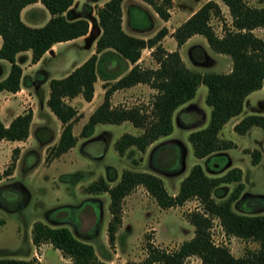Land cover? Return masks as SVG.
Listing matches in <instances>:
<instances>
[{"label":"trees","instance_id":"trees-1","mask_svg":"<svg viewBox=\"0 0 264 264\" xmlns=\"http://www.w3.org/2000/svg\"><path fill=\"white\" fill-rule=\"evenodd\" d=\"M37 0H0V59L9 63L7 75L0 80V91L15 92L19 88L21 68L15 62V54L30 50L31 62L37 61L50 47L62 41L84 35L88 22L84 18L68 20L63 12L73 0H38L49 13V18L38 27L25 25L20 17V10ZM122 0H107L96 7L95 15L100 34L95 41V51L81 64L61 78H52L48 82L46 106L61 125L57 142L49 148L50 156L57 157L71 148L76 141L72 134V123L78 116L76 109L66 103V99L80 95L84 101H90L93 83L98 74V65L104 55H114L124 62H117V69H111L113 79L122 74L127 63L132 66L111 84L104 83L101 102L89 114L83 124L81 135L89 136L96 124H117L128 121L133 127L140 128V134L123 133L114 142V149L122 155L128 147L144 152L146 147L159 137L172 131L171 117L174 110L190 100L199 84L206 87L205 104L210 108L209 119L203 128L188 133L187 140L195 158H219L226 161L222 151L234 147L230 140L217 136L222 126L242 110L245 97L262 86L264 79V41L255 36L252 30L264 25V5L249 6L246 0H207L171 33L176 46H181L192 35L205 39L208 48L218 54L227 55L231 62L228 72H195L182 62L177 50L166 51L160 40L166 34L161 27L154 35L146 39L134 37L121 29L120 3ZM145 2L162 20L169 17L171 0H141ZM218 1L224 4L231 18V28H224L218 36L209 24L211 16H219ZM87 6L84 5L86 11ZM151 48L150 55L156 67L143 68L136 63L140 52ZM191 57L201 56L202 49L193 48ZM201 54V55H200ZM110 72V71H109ZM102 76V75H100ZM143 83L155 90L149 109L142 107H112L109 101L114 90ZM31 110L26 109L14 116L5 126L0 121V140L23 141L28 135ZM258 127L264 131V114H247L240 118L232 129L237 134H244L249 128ZM160 147V146H159ZM17 150L13 148L14 152ZM249 153L250 163L256 164L260 159L257 149ZM157 152H155L156 154ZM153 154V152H152ZM152 161L155 169H161ZM226 158V159H225ZM12 156L9 165L0 173L9 176L13 167ZM218 169L221 165L217 164ZM241 169L228 167L218 176H207L203 168L193 164L187 174L180 180L175 194H168L162 180L149 172L123 169L119 178L111 186L99 177L85 187L89 193L106 192L109 197L107 210L110 218L106 225V236L113 244L114 234L121 222V202L123 197L136 186H142L162 208L181 205L186 200L196 199L198 208L186 214V221L192 226V236L182 241L172 251L145 242V256L138 262L125 264H184V259L194 256L199 264H264V213L257 215L239 214L231 209V203L238 199L243 188ZM234 183L223 201L216 202L213 196H221L222 184ZM217 219L225 236H233L253 241L257 248L247 249L240 256H233L222 244H215L209 229L212 219ZM30 242L35 247L49 243L59 250L62 257L70 259L71 264H108L97 260L93 247L77 239L65 226H48L40 221L32 223ZM0 264H34L33 259L0 258Z\"/></svg>","mask_w":264,"mask_h":264},{"label":"rangeland","instance_id":"rangeland-1","mask_svg":"<svg viewBox=\"0 0 264 264\" xmlns=\"http://www.w3.org/2000/svg\"><path fill=\"white\" fill-rule=\"evenodd\" d=\"M205 1L207 0H172L171 7L174 9L180 7L189 13ZM90 2L91 0H75L73 9L82 12L83 3ZM246 2L252 7L264 5V0ZM218 5L220 15L211 16L209 24L213 31L221 36L224 28H231V18L226 6L220 1ZM171 7L169 10H172ZM158 23V19L150 20L149 28L152 25L157 28ZM154 28L148 33L155 30ZM252 33L264 41V25L254 28ZM165 46L176 49L174 40L167 41ZM80 48L76 44H60L55 56L43 60L42 64L32 71H27L32 79L43 85L45 79L41 68L50 66L62 71L64 67L70 65L69 57L66 59L64 56L71 51L77 52ZM193 48L202 49V55L193 59L190 54ZM177 51L184 65L195 72L225 73L231 67L229 57L212 52L200 35H195L184 42ZM140 55L141 67H156L150 52L147 54L146 49H143ZM17 62L26 68L23 56L18 57ZM6 66L7 62L0 59L1 72ZM52 74L55 76L60 73ZM103 84L95 87L92 94L94 99L90 104L75 100L72 102L78 114L71 129L76 141L66 152L57 157L50 156L48 152L57 142L61 130V125L52 114L44 116V125L35 126L30 123L27 137L23 141H18L19 146L13 147L17 150L12 152L13 148L10 149V155L5 153L8 149L5 145L8 144H0L1 172L9 165L12 156L14 158L11 174L2 177L3 180L0 182V258L33 259L34 264H70V259L62 257L59 250L54 249L49 243H41L38 247L31 244L30 228L35 221L51 227L65 226L77 239L93 247L98 261L108 264L141 261L145 256L144 245L147 240L154 246L172 251L182 241L189 239L193 234V228L185 217L189 211L198 208L197 200H186L181 205L162 209L144 188L138 185L123 197L121 222L115 231L113 244L108 243L106 236V225L110 218L107 210L108 194L89 193L85 191V187L99 177L111 186L116 183L123 169L152 173L162 180L168 194H175L180 180L195 163H198L210 177L222 174L228 167H238L242 172L243 188L238 199L231 203V209L239 214L264 213V131L258 127H251L248 132L240 135L232 129L234 122L247 114H264V79L261 88L248 94L240 114L231 117L218 133L220 139L234 143V147L222 151L226 155V161L219 158H212L211 161L207 157L195 158L187 140L189 132L203 128L209 119L210 108L204 102L206 87L202 84L197 86L190 100L178 106L172 113L171 133L159 137L148 145L144 152L134 147H128L122 155L115 151L114 142L121 134L141 133L140 128L133 127L128 121L96 124L89 136H82V126L93 111L90 110L98 100L96 93L103 88ZM154 94L155 90L149 87L141 92L134 90L128 96L115 95V105L110 101L111 95L109 101L112 107L137 106L148 110ZM27 104L37 108L38 99L35 102L29 100ZM81 108L83 111L78 112ZM252 149L260 152V159L256 164H251L249 153H245ZM152 152L153 154L157 152L156 163L164 170L158 171L159 168L153 167ZM217 164L221 165L220 169ZM221 186L222 195H212L216 202L226 198L234 183ZM83 217H87L85 223L82 222ZM209 233L215 244L225 245L233 256H240L247 249L257 248L253 241L225 236L215 218L212 219ZM184 264H199V260L189 256L184 259Z\"/></svg>","mask_w":264,"mask_h":264},{"label":"crops","instance_id":"crops-1","mask_svg":"<svg viewBox=\"0 0 264 264\" xmlns=\"http://www.w3.org/2000/svg\"><path fill=\"white\" fill-rule=\"evenodd\" d=\"M75 0L72 1L71 5L62 13L63 16L68 19V20H75L78 18H84L88 22V30L87 32L79 36L77 38L67 40V41H62V42H57L53 44L49 50L45 51L41 57L35 61L31 62V53L30 50H24L20 51L15 54V62L20 66L21 68V75L19 79V88L15 92H9L2 90L0 91V121L6 126L9 121L16 115L21 114L24 112L27 108L31 110V120L30 123L34 124L35 126H41L44 125V116L47 115L49 116L52 114L48 107L46 106V99L48 96V82L52 78H61L67 75L70 71H72L76 66L81 64L87 57H89L92 53L95 51V41L97 37L100 34V28L97 24V17L95 15V9L98 6H101L105 1L107 0H91L90 4L83 3L84 5L87 6L86 11L79 12L76 9H73V3ZM82 1H88V0H82ZM172 1V0H171ZM172 4V3H171ZM83 5V9H84ZM123 6L124 9H123ZM172 10L168 9L169 17L167 20H162L160 19L155 12L150 8L149 5H147L145 2L141 0H122L120 3V11H121V29L134 37H139L142 39H146L148 37H151L154 35V33L160 29L161 27H164L166 29V34L163 36V38L160 40V44L163 47L164 50L166 51H172L173 49L167 48L166 42H170L171 40H174V38L171 36V33L173 30L181 24L186 18H188L195 10L191 12H185L183 8H176L174 9L173 6L171 7ZM19 17L21 21L30 27H38L41 26L42 24L45 23V21L49 18V13L47 10L43 7V5L37 0L33 3L25 5L19 12ZM156 19L159 20V23L157 24V28H154L153 25L151 28H154L152 32L148 33L151 28H149V23L150 20L155 21ZM193 36H190L187 38V40H190ZM185 40V42L187 41ZM60 44H76L78 47H81L79 51L74 52H68L67 56H64L66 59L69 57L70 65L67 67H64L62 71L55 69L54 67H48L44 66V68H41L40 70L44 73V79L45 82L44 84H40V82L34 80L31 78L29 72L27 70H33L37 67H39L40 64H42L43 60H48L51 57L55 56L58 53L59 46ZM83 44V45H82ZM174 44L177 50L179 47L176 46L175 40ZM0 45H1V37H0ZM146 49L147 54L151 51V48H144ZM143 50V49H142ZM78 52H80L78 54ZM23 56L25 58V64L26 68L19 64L17 62L18 57ZM142 56L140 55L139 58L137 59L136 63L140 65ZM4 60V59H1ZM6 61V60H4ZM7 62V61H6ZM117 62L121 63V66L123 67L124 62L116 58L114 55H104L103 61L99 63L98 65V75L95 82L93 83V93L95 92V87L102 83H107L111 84L114 82L120 75L125 73L131 66L132 64L127 63V68L117 76L116 78L113 79H106V77H109L111 75V69L114 68L115 72L120 71L117 69ZM9 70V63L7 62V66L1 72V67H0V80L3 79ZM60 71V72H59ZM110 71V72H109ZM54 72H58L60 74L55 75L52 74ZM102 75V76H100ZM111 82V83H108ZM148 85H145L143 83H137L134 84L130 87L126 88H121L114 90L111 93V99L110 101L113 102V105H115L114 102V97L115 95H123V96H128L131 92L134 90L141 92L143 91L144 88L149 89L147 87ZM104 89L101 88L99 91L96 93L98 100L95 102L91 108L90 111H92L99 103V101L102 98ZM248 96V95H247ZM245 97V99L247 98ZM29 97V98H28ZM38 97V98H37ZM38 99V106L37 108L30 106L28 103L29 100L31 102H35ZM94 99V95L92 96L90 101H84L80 95L74 96L71 99H66L65 101L68 102V104L72 105V102L75 101H81L84 102L85 104H90V102H93L92 100ZM245 99L243 101V104L245 102ZM73 106V105H72ZM243 109V105H242ZM83 111V109H79L78 112ZM240 114V113H239ZM53 115V114H52ZM237 122V121H236ZM234 122V124L236 123ZM29 123V125H30ZM58 124L59 121H58ZM250 129V128H249ZM249 129L246 131L248 132ZM29 130V128H28ZM221 130V129H220ZM219 130V131H220ZM218 131V133H219ZM245 132V133H246ZM217 133V136H218ZM244 133V134H245ZM8 144L5 146H8L5 151L7 155H10V149L13 148L14 146H19L18 141H7V140H0V144ZM259 151V150H258ZM9 158V157H7ZM7 161V159H6ZM1 170V168H0ZM1 173V171H0ZM3 179H0V182ZM174 194V193H170ZM71 264V262H70Z\"/></svg>","mask_w":264,"mask_h":264},{"label":"flooded vegetation","instance_id":"flooded-vegetation-1","mask_svg":"<svg viewBox=\"0 0 264 264\" xmlns=\"http://www.w3.org/2000/svg\"><path fill=\"white\" fill-rule=\"evenodd\" d=\"M81 215L84 216L83 213H82ZM86 218H87V217H86ZM86 218H85V217L82 218V222H83V223H85Z\"/></svg>","mask_w":264,"mask_h":264}]
</instances>
